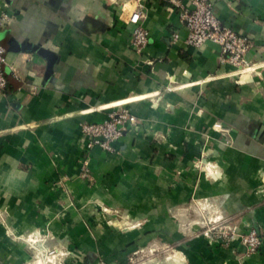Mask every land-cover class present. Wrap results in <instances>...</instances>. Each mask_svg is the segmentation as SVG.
Instances as JSON below:
<instances>
[{"label": "crops", "instance_id": "obj_1", "mask_svg": "<svg viewBox=\"0 0 264 264\" xmlns=\"http://www.w3.org/2000/svg\"><path fill=\"white\" fill-rule=\"evenodd\" d=\"M211 1L250 38L255 68L237 72L212 41L172 43L174 31L186 34L179 13L190 0H144L150 38L140 53L134 25L105 0H0L11 17L0 29V264H33L38 233L83 252L81 264L94 261L87 251L121 262L154 238L179 252L176 264H264V0ZM123 106L139 123L113 150L92 147L83 177L80 122ZM212 212L255 227L258 251L240 263L244 245L209 240Z\"/></svg>", "mask_w": 264, "mask_h": 264}, {"label": "built area", "instance_id": "obj_2", "mask_svg": "<svg viewBox=\"0 0 264 264\" xmlns=\"http://www.w3.org/2000/svg\"><path fill=\"white\" fill-rule=\"evenodd\" d=\"M118 7L119 18L127 24H133L131 32V46L140 53L149 42L150 32L143 26L142 19L146 15L144 0H105ZM186 34L181 37L178 31L171 35L172 43L181 39L186 45L200 47L208 41L219 45L220 60L233 65L237 70L251 67L246 54L252 47L249 37L237 32L229 25L222 23L216 15L211 0H190V5L179 13ZM10 15L0 11V29L8 25ZM7 63L6 48L0 42V95L5 94L7 75L4 65ZM13 76L17 77L13 69ZM138 118L128 107H121L107 113L106 119L99 122H80L81 137L83 140V157L81 175L88 177L89 153L92 147L99 146L102 149L113 150L112 143L121 136L124 129H133L137 126ZM213 128L223 136L226 144H231L230 129L221 123H214ZM194 163L200 165L199 159ZM204 234L216 238L223 244L233 241L241 242L246 248V256L258 251L262 243V236L255 227L249 226L246 231H241L236 225H232L221 216L209 217L204 221Z\"/></svg>", "mask_w": 264, "mask_h": 264}, {"label": "rangeland", "instance_id": "obj_3", "mask_svg": "<svg viewBox=\"0 0 264 264\" xmlns=\"http://www.w3.org/2000/svg\"><path fill=\"white\" fill-rule=\"evenodd\" d=\"M211 214L215 216L214 212ZM108 215L109 216L106 215L104 220L107 224L110 222L109 224L112 225V221L115 220V217L113 216L114 214L109 212ZM93 236L95 237V234H93ZM205 236L215 243L219 242L218 239L215 240L216 238L208 237L207 235ZM234 242L242 244L239 241H233L231 243ZM29 244L33 246V264H66L68 258L72 259L73 264H81L82 262L84 253L73 248L70 249L68 246L66 247L65 243L60 240L57 235L38 233L35 237L30 239ZM229 244L222 243L224 246H230ZM123 251L125 253V259L121 262H117L113 259L109 260L112 255V251H106L103 255L105 258L97 256L96 259L94 258L95 251L94 253H92V251H87L89 255L87 260L91 261L94 259V261H91L90 264H176L173 262V259H178L177 254L179 253L177 250L172 249V247L161 244L157 238L152 239L147 245L138 249L126 248ZM245 256L246 248L243 253L237 254L238 261L241 263V260L245 258ZM183 258L185 264H187V257Z\"/></svg>", "mask_w": 264, "mask_h": 264}, {"label": "water", "instance_id": "obj_4", "mask_svg": "<svg viewBox=\"0 0 264 264\" xmlns=\"http://www.w3.org/2000/svg\"><path fill=\"white\" fill-rule=\"evenodd\" d=\"M264 131V121L262 122V125L259 128L258 134H261Z\"/></svg>", "mask_w": 264, "mask_h": 264}, {"label": "bare ground", "instance_id": "obj_5", "mask_svg": "<svg viewBox=\"0 0 264 264\" xmlns=\"http://www.w3.org/2000/svg\"><path fill=\"white\" fill-rule=\"evenodd\" d=\"M255 66H256L255 64L254 65H251V67H249V69H253V68H255ZM241 71H244V70H238L237 72H241Z\"/></svg>", "mask_w": 264, "mask_h": 264}]
</instances>
